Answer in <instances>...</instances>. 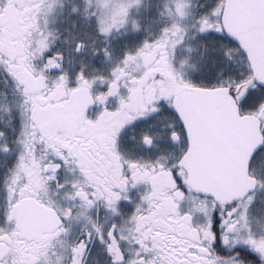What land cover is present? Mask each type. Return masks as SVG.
Listing matches in <instances>:
<instances>
[{"label": "snow or ice", "instance_id": "1", "mask_svg": "<svg viewBox=\"0 0 264 264\" xmlns=\"http://www.w3.org/2000/svg\"><path fill=\"white\" fill-rule=\"evenodd\" d=\"M0 264H264V0H0Z\"/></svg>", "mask_w": 264, "mask_h": 264}]
</instances>
